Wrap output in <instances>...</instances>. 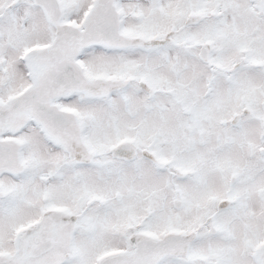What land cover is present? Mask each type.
I'll list each match as a JSON object with an SVG mask.
<instances>
[{"label":"snow or ice","instance_id":"1","mask_svg":"<svg viewBox=\"0 0 264 264\" xmlns=\"http://www.w3.org/2000/svg\"><path fill=\"white\" fill-rule=\"evenodd\" d=\"M0 264H264V0H0Z\"/></svg>","mask_w":264,"mask_h":264}]
</instances>
